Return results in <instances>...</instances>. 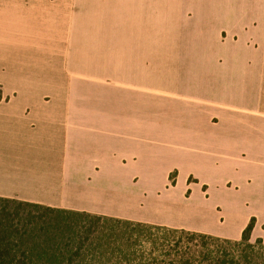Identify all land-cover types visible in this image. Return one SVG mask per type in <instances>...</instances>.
<instances>
[{"label":"crops","instance_id":"crops-1","mask_svg":"<svg viewBox=\"0 0 264 264\" xmlns=\"http://www.w3.org/2000/svg\"><path fill=\"white\" fill-rule=\"evenodd\" d=\"M0 197L264 240V0H0Z\"/></svg>","mask_w":264,"mask_h":264},{"label":"trees","instance_id":"trees-1","mask_svg":"<svg viewBox=\"0 0 264 264\" xmlns=\"http://www.w3.org/2000/svg\"><path fill=\"white\" fill-rule=\"evenodd\" d=\"M253 225L233 241L0 197V264H264Z\"/></svg>","mask_w":264,"mask_h":264},{"label":"rangeland","instance_id":"rangeland-1","mask_svg":"<svg viewBox=\"0 0 264 264\" xmlns=\"http://www.w3.org/2000/svg\"><path fill=\"white\" fill-rule=\"evenodd\" d=\"M171 177H172V176H171ZM175 180H177V183H178V184L180 183V185H179L178 187H181V186L183 185L182 178H176V177H175Z\"/></svg>","mask_w":264,"mask_h":264}]
</instances>
